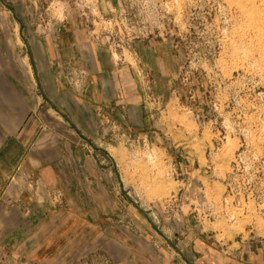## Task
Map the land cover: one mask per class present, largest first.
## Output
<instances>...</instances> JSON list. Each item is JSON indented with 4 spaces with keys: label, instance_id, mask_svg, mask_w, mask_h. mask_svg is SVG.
Masks as SVG:
<instances>
[{
    "label": "rangeland",
    "instance_id": "rangeland-1",
    "mask_svg": "<svg viewBox=\"0 0 264 264\" xmlns=\"http://www.w3.org/2000/svg\"><path fill=\"white\" fill-rule=\"evenodd\" d=\"M71 21L128 70L146 121L101 123L72 187L41 194L17 175L37 194L18 206L21 237L45 213L49 244L0 249V264H264V0H0V36L59 52ZM83 58L53 64L75 94L90 86Z\"/></svg>",
    "mask_w": 264,
    "mask_h": 264
},
{
    "label": "crops",
    "instance_id": "crops-1",
    "mask_svg": "<svg viewBox=\"0 0 264 264\" xmlns=\"http://www.w3.org/2000/svg\"><path fill=\"white\" fill-rule=\"evenodd\" d=\"M3 26L19 27L15 21ZM58 39L59 52L51 39L21 37L18 29L0 36V249L12 253L24 248L26 241L43 239L37 252H45L49 244L39 226L47 220L45 213L31 215L35 222L21 237L19 223L28 214L18 206L37 207V194L29 184L15 183L17 175L37 179L41 194L44 189L72 187L78 180V155L98 136L101 123L123 126L137 115L141 125L146 121V98L128 70L119 67L76 21L69 22ZM57 54L79 64L82 57L90 60V86L85 93L75 94L56 81ZM3 203L11 205V215ZM5 219L11 221V228H3ZM209 258L196 259L194 264H216ZM252 264L261 263L257 258Z\"/></svg>",
    "mask_w": 264,
    "mask_h": 264
}]
</instances>
